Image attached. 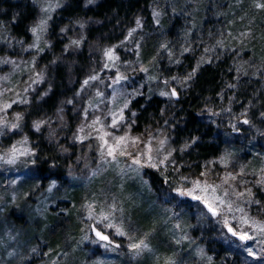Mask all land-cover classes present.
I'll list each match as a JSON object with an SVG mask.
<instances>
[{
    "label": "rangeland",
    "instance_id": "1",
    "mask_svg": "<svg viewBox=\"0 0 264 264\" xmlns=\"http://www.w3.org/2000/svg\"><path fill=\"white\" fill-rule=\"evenodd\" d=\"M65 1L62 0V6ZM98 2L85 0V5L95 6ZM257 2L264 0H151L147 11L153 17L152 26L141 10L132 20L112 26L110 32L99 38L87 36L91 20L76 18L67 22L61 28L60 38L65 46L58 58V64L68 68L67 86L64 85V94L54 108L41 109L36 115L30 114L32 107L51 90L46 60L40 57L52 43V19L39 43L42 51L30 47L35 38L29 29L36 22L38 5L35 4L36 17L28 26L30 39L14 36L5 22H0V34L12 38L11 44L0 40V58L11 61L0 63L3 264H264V236L246 227L245 231L255 238L241 242L223 227L220 217H213L190 198L177 195V190L191 188L194 181L218 185V196L232 200L234 207L239 205L249 217L264 224V184L258 183L264 179V113L258 119L260 124L230 125L241 134L227 136L228 146L200 171H188L192 166L177 164L175 153L182 155L184 150L173 144L171 121L175 118L136 126L141 100L153 94L173 100L171 92L179 94L199 66L223 53L233 54L240 73L248 79L262 80L264 88V9L255 7ZM154 12H159V17ZM178 15L184 17V29L175 31L172 37L166 35L163 21L167 19L171 25ZM73 41H79L78 45ZM151 45H155L152 52ZM106 49H112L114 63L105 57ZM84 51L89 61L80 67L84 73L80 78L75 73L77 64L68 55ZM185 56L196 61L194 69L187 74L168 70H176ZM105 64L109 67L105 68ZM91 75L98 79L84 86ZM117 75L124 77L120 83H114ZM5 104L11 107L4 110ZM113 113L123 117L116 128L108 127ZM241 114L232 109L217 120L224 124L235 122ZM214 115V106H208L205 118L211 122ZM97 117L101 123L95 127L109 133L106 139L110 142L113 135L126 136L129 142L137 141L128 149L133 155L148 145L155 161L164 156L168 160L137 172L131 170L137 167L131 164V156H117L115 161L102 159L101 142L95 138L98 133L89 127ZM13 124L17 127H11ZM81 128L84 130L80 131ZM43 140L45 149L55 157L48 160L47 170L41 172L38 143ZM14 147L19 150L16 162L8 164ZM24 149L27 153L21 155ZM43 161L46 160L41 157L40 162ZM148 170L163 175L173 170L171 181L177 183L174 190L163 192L157 199L150 195L153 190L145 177ZM229 173L236 175V179L225 184ZM248 189L251 196L236 199L235 191L247 193ZM226 190L228 196H224ZM249 200L252 202H245ZM146 201L149 203L145 204ZM152 201L161 202L159 212H153ZM88 204L97 212L96 219L100 211L116 207L112 223L122 225L126 235H116L114 228L103 231L119 247L110 249L102 246L103 242L93 243L95 236L88 225L95 220L87 218ZM240 215L235 213L237 218ZM228 219L233 226L237 224L232 215ZM129 229L137 242L144 240L148 245L138 255L129 251ZM245 247L253 249L255 259Z\"/></svg>",
    "mask_w": 264,
    "mask_h": 264
},
{
    "label": "trees",
    "instance_id": "2",
    "mask_svg": "<svg viewBox=\"0 0 264 264\" xmlns=\"http://www.w3.org/2000/svg\"><path fill=\"white\" fill-rule=\"evenodd\" d=\"M150 1L100 0L95 6H86L85 0H66L50 22L51 46L40 57L46 60L51 90L48 95L40 99L37 106L32 107L30 114L36 115L41 109L51 110L64 94L68 68L58 64V58L62 56L65 46V42L60 38L62 26L76 18L89 19L91 25L86 29L88 38H99L110 32L112 26L132 20L141 10L147 23L152 26L153 17L147 11ZM36 14L37 8L31 0H0V22L3 20L14 36L30 39L28 26L35 19ZM163 26L164 33L172 37L175 31L181 32L180 30L184 29V17L178 15L171 25L165 19ZM125 28L120 32L123 33ZM203 28L206 29V26L203 25ZM154 50L155 45H151L150 51ZM68 57L73 58L77 64L75 73L80 78L83 77L84 73L80 67H85L89 61L87 52L69 54ZM182 61L176 70L175 67H170L168 70L172 73L177 71L178 74H187L189 70L194 69L196 61L192 57L185 56ZM196 71L189 85L173 96V100H165L153 94L146 100L141 98L143 100L140 99L141 102L137 105V127L149 122L163 123L175 118L171 121L173 144L176 149L184 150L182 155L175 153V157L179 166L183 167V163L192 166L188 171L193 168L200 171L208 161L217 158L223 152L228 146L227 136L238 132L232 130L230 125H236L237 122L243 126L260 124L258 119L260 114L264 113L263 81L248 79L241 74L233 54H220L210 63L199 66ZM208 106H214L215 111L211 122L205 118V109ZM232 109L237 114L242 113L238 121H226L224 124L223 120L221 122L217 120V117L221 120L222 114ZM245 120L248 123H244ZM238 134L241 132L239 131ZM45 143L44 140L43 143L41 141L38 143V162L43 168L41 172L47 170L48 160L55 157L51 150L45 149ZM41 157L46 161L40 162ZM173 170L164 175L159 171L146 172L145 177L153 190L150 195L157 199L163 192L174 190V185L177 183L171 181ZM58 176L63 177V174L58 172ZM156 201H152L155 202L153 212H159L161 208V202ZM147 203L149 201L145 202Z\"/></svg>",
    "mask_w": 264,
    "mask_h": 264
},
{
    "label": "snow or ice",
    "instance_id": "3",
    "mask_svg": "<svg viewBox=\"0 0 264 264\" xmlns=\"http://www.w3.org/2000/svg\"><path fill=\"white\" fill-rule=\"evenodd\" d=\"M89 3L92 2V0H88ZM33 3L39 6L38 15L36 22L34 25L29 29L33 37L35 38L30 45L31 48L36 49L37 51H42V49L39 47L40 41L43 39V35L47 30L48 22L52 19V13L60 8L62 6V0H33ZM255 7L258 9H264V2H257L255 4ZM159 12H154V16L159 17ZM137 25L140 24V21L137 20ZM134 31V29L132 30ZM132 32H129V35H131ZM11 37L4 36L0 34V40H6L11 44ZM17 43H20L17 41ZM73 44L79 43V41H73ZM105 57L114 63L115 56L112 51V49H106L105 50ZM11 61L7 60L6 58H0V63H10ZM105 68H108L109 65L105 64ZM192 74H189V78H191ZM98 79L96 75H91L87 80L83 82L84 86H88L91 81H94ZM124 79L123 76L117 75L115 77L114 83H120V81ZM33 83H36V80L32 81ZM165 93H161V95H164ZM172 96L176 95V92H171ZM8 107H11L9 104L4 105V110H6ZM127 107V105H125ZM87 111V110H86ZM19 119V117H17ZM123 117L120 113H113L111 124L108 125V127L116 128L117 125H119L122 121ZM101 123L100 119L97 117L93 120V123L89 125V127L93 128L94 131L98 133V135L95 137L98 139L100 143V156L104 160H110L115 161L117 159V156H131V164L136 165V168H132V171H139L140 168L144 167H157L159 164H163L165 161L168 160L167 156H164L163 160L155 161L154 157L152 155V149L148 147V145H145V150H142L139 152V154L133 155L131 152L128 151L131 144L137 143V141H131L129 142L128 138L126 136H116L113 135L111 142L106 139L110 134L107 132H104L102 129L96 128V124ZM244 123H248L247 120L244 121ZM11 127L15 128L17 125L13 124ZM40 125L37 124L36 128L39 130ZM84 129L81 128L80 131H83ZM3 133L0 132V135ZM164 142L161 141V144ZM19 151L15 147L13 148L12 156L10 159H8L6 162L8 164H14L16 162V152ZM159 151V149H157ZM27 149H24L23 152H21V155L26 154ZM0 159H3V157H0ZM131 168V165L129 166ZM264 172V169L261 170ZM242 174V173H240ZM204 175V174H202ZM236 175H233L229 173L224 178V183L228 184L229 180L235 181ZM258 183L264 184V179L258 180ZM220 186L218 185H209L207 183H201L200 181H194L191 188L185 189H179L177 190V195L180 197H187L190 198L191 201L196 202L197 205H203V208L207 210L208 213H210L213 217H220L223 222V227L227 229L229 233L233 237H236L241 242H246L248 240H252L255 237L252 236L248 231H245V228H251L254 232H257L264 236V224H259L255 220H253L251 217H249L246 213L244 208L240 207L239 205H236L235 207L234 202L232 200H225L223 197L217 195V190ZM231 187V185H229ZM235 191V190H233ZM229 192L226 190L224 192V196H228ZM246 195L251 196V189L247 190V193L245 192H239L235 191L236 199H242ZM246 203H251L252 201H245ZM258 203V202H257ZM88 210V220L92 221L95 220L94 224L88 225L89 230L94 234L95 241L93 243L97 242H103L102 246L108 247L110 249H115L116 247H119V245H116L110 240L109 235L106 234L103 231V228L113 229L115 230V234L119 236H125L126 233L124 230H122V225L120 224H113V213L117 210L115 206H109L103 211L99 212V219H96L97 212L94 211L93 205L88 204L85 206ZM225 209L227 211H225ZM241 213L240 217H236L235 213ZM232 215L233 219L237 220V224L233 226L228 216ZM98 225H102V227H97ZM132 230L129 229V232L127 233L128 239L130 241L128 247L129 251L134 254H139L144 249L148 248L147 243L144 240H140L139 242L136 241V239L132 236ZM3 244V241L0 240V245ZM247 251L249 256H253L255 259L253 249L251 247H245L244 249ZM11 256L12 253H9ZM0 264H3V261L0 260Z\"/></svg>",
    "mask_w": 264,
    "mask_h": 264
},
{
    "label": "water",
    "instance_id": "4",
    "mask_svg": "<svg viewBox=\"0 0 264 264\" xmlns=\"http://www.w3.org/2000/svg\"><path fill=\"white\" fill-rule=\"evenodd\" d=\"M206 210V209H205ZM207 211V210H206Z\"/></svg>",
    "mask_w": 264,
    "mask_h": 264
}]
</instances>
